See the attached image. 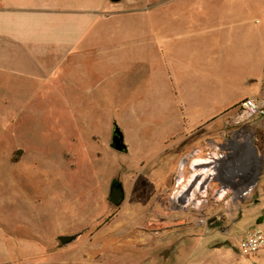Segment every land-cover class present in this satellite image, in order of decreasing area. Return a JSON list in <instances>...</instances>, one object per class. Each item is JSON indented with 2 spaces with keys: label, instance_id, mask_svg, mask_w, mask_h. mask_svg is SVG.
<instances>
[{
  "label": "rangeland",
  "instance_id": "374dc122",
  "mask_svg": "<svg viewBox=\"0 0 264 264\" xmlns=\"http://www.w3.org/2000/svg\"><path fill=\"white\" fill-rule=\"evenodd\" d=\"M245 1L254 13L219 37L220 52L207 29L196 43L170 44L194 49L193 64L184 66L194 77L182 91L167 65L170 36L163 44L162 32L133 54L93 50L85 62L57 70L0 64V264H232L240 257L237 243L248 222L229 233L220 228L236 219L245 191L259 185L261 127H255L261 141L246 139L239 154L230 149L223 171L212 175L209 201L194 186L196 204L185 202L189 192L179 198L183 203L171 196L181 158L195 148L205 152L207 139L229 138L234 127L223 124L221 107L262 87L264 0ZM216 2L230 3L233 13L243 4ZM155 13L162 30L165 12ZM208 106L218 113L198 127L201 114L214 110ZM113 121L127 153L109 145ZM183 170L187 177L189 167ZM113 177L125 192L118 206L108 200ZM220 186L227 194L215 199ZM82 229L68 245L56 239Z\"/></svg>",
  "mask_w": 264,
  "mask_h": 264
},
{
  "label": "crops",
  "instance_id": "0c3cea01",
  "mask_svg": "<svg viewBox=\"0 0 264 264\" xmlns=\"http://www.w3.org/2000/svg\"><path fill=\"white\" fill-rule=\"evenodd\" d=\"M186 2V0H120L117 2L110 0H0V64L8 67L13 65L17 68L28 64L30 68L33 66L40 69L45 66L57 70L63 64L68 65L69 62L72 64L75 59L81 63L83 60L85 62V56L93 50L104 54L110 47L114 53L133 54L135 48L149 47V36L154 39L156 33V37H159L158 33L162 32L163 44L166 42L164 35L168 34L171 38L165 44L168 56L173 54L170 57L171 62L168 59L167 65L171 66L175 81L179 83L182 91L186 86H190V81L194 77L193 71L184 70L186 64H193V59L190 57L193 56L194 49L187 45L186 47L173 46L171 49L170 44H190L193 39L196 43V36L202 34L200 30L207 29L206 33L211 39L210 45L212 44L216 52H220L219 37L225 36L227 30H231L233 23L241 24L246 16L254 13V9L252 10L245 0L237 13L229 9L230 3L225 8L216 0H191L190 4ZM157 10L165 12L162 16V30L156 21L157 18L155 19ZM257 22L258 19L255 18L254 23ZM185 27L192 29L189 36L171 37V34L181 33ZM139 37L141 39L138 41ZM262 91V87L258 85L250 94L227 101L221 107L226 109L221 116L241 99L261 94ZM191 100H194L193 97ZM207 108L214 109L209 106ZM217 108L206 115L202 113L203 118L198 127L204 126L211 120L208 119L206 123H202L204 119L214 118L218 113ZM204 188L203 185L201 193L194 189V193L204 197V201H209L207 191L210 185L206 190ZM215 191L216 193H213L215 199L225 198L227 194L224 193L222 197H219L217 194L219 188ZM189 202L197 203L195 194L187 203ZM236 212V219L231 224L220 228L221 232L229 233L233 225L236 226L239 222H248L246 231L253 226H264V191L261 185L251 186L245 191ZM192 235L201 236L197 231ZM232 264H264V248L249 256L240 254V257Z\"/></svg>",
  "mask_w": 264,
  "mask_h": 264
},
{
  "label": "built area",
  "instance_id": "2783aa9c",
  "mask_svg": "<svg viewBox=\"0 0 264 264\" xmlns=\"http://www.w3.org/2000/svg\"><path fill=\"white\" fill-rule=\"evenodd\" d=\"M262 87L264 88V70ZM222 117V122L225 126L234 127V129L227 133L229 138L224 139L222 143H217L212 139H207L206 147L204 148L205 152H201V149L195 148L190 151L188 155H184L180 160L178 167L179 171L177 177L175 178V190L179 185V172H183V175L185 176L186 171L183 170V167H187L192 158L196 157L202 160H210V162L207 161L202 164L209 165L211 168L213 167L214 170V173L211 174L210 178L204 183V189L206 190L210 185V181L213 179L212 175L223 171L222 169L225 166V160L230 154V149H233L234 152L239 154L242 149L245 151V144L247 145L248 143L246 142V139H249V141H261L256 136L255 127H261L264 131V89L261 94L241 99L233 107L227 110ZM254 119L257 120L254 122ZM252 122L254 129L248 130V127ZM232 142L235 143L234 148L231 146ZM215 161L217 164H215ZM259 185H261V188L264 191V170L262 172V176L260 177ZM222 189L226 190L225 186L219 187V191ZM175 190L171 197L174 196ZM263 248L264 226L260 225L249 228L238 242V250L243 256H249L253 253H257Z\"/></svg>",
  "mask_w": 264,
  "mask_h": 264
},
{
  "label": "water",
  "instance_id": "95a60500",
  "mask_svg": "<svg viewBox=\"0 0 264 264\" xmlns=\"http://www.w3.org/2000/svg\"><path fill=\"white\" fill-rule=\"evenodd\" d=\"M112 2H117L120 0H110ZM124 132L119 127V125L116 123V121L112 122V130H111V136H110V146L115 149L117 152L121 153H127L128 147L127 144L124 142ZM253 151L255 154H257V150L255 147H253ZM108 200L110 203H112L114 206H118L123 198L125 197V192L123 189L122 182L118 178H112L109 184V194H108ZM180 198V197H179ZM178 202L181 201V199H177ZM183 203V201H181ZM85 229H82L77 232H69V233H63L58 236H56L57 241L65 246L70 243H73L78 237L81 236V234L84 232Z\"/></svg>",
  "mask_w": 264,
  "mask_h": 264
},
{
  "label": "bare ground",
  "instance_id": "6f19581e",
  "mask_svg": "<svg viewBox=\"0 0 264 264\" xmlns=\"http://www.w3.org/2000/svg\"><path fill=\"white\" fill-rule=\"evenodd\" d=\"M207 161L210 162V160H202V159H197L193 158L189 161L188 167H189V175L185 177L182 173L180 172V176L178 180L180 181L179 186L176 188L175 192V199L181 198L182 194L184 192H189L188 198H186V203L192 198L193 196V190L195 189L197 192L201 193L203 192V185L206 182L204 179H208L210 177V174L214 173L213 167L211 168L209 165H202L206 163ZM215 164L216 161H215ZM214 164V165H215ZM201 178V180L197 183L198 179ZM204 180L202 183L201 181ZM193 187V190L190 192V188ZM225 193V190L222 189L220 190L217 194L219 197H222L223 194Z\"/></svg>",
  "mask_w": 264,
  "mask_h": 264
}]
</instances>
